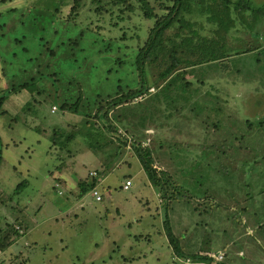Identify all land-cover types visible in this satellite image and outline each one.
Masks as SVG:
<instances>
[{
  "label": "rangeland",
  "instance_id": "rangeland-1",
  "mask_svg": "<svg viewBox=\"0 0 264 264\" xmlns=\"http://www.w3.org/2000/svg\"><path fill=\"white\" fill-rule=\"evenodd\" d=\"M147 1L154 18L172 3ZM73 3L0 0V227L21 231L0 264H264L263 209L244 211L246 195L235 185L234 161L237 168L245 152L226 156L230 138L208 118L215 95L239 119H264V39L252 65L256 51L230 56L223 69L187 67L159 84L147 73L148 88L114 106L116 95L141 85L134 58L154 19L137 0H126L124 10ZM234 35L228 47L253 41ZM90 123L94 129H86ZM131 142L151 151L157 170L173 174L190 196L184 199L194 203L207 187L218 193L205 201L207 212L183 198L166 207ZM93 170L101 201L86 186ZM167 215L179 254L162 232Z\"/></svg>",
  "mask_w": 264,
  "mask_h": 264
},
{
  "label": "trees",
  "instance_id": "trees-1",
  "mask_svg": "<svg viewBox=\"0 0 264 264\" xmlns=\"http://www.w3.org/2000/svg\"><path fill=\"white\" fill-rule=\"evenodd\" d=\"M80 1L73 0L74 3L72 6L78 5ZM92 2L98 5L102 4L101 6L103 7L106 6L104 7L105 9L115 5L116 7L118 6L119 10H124L122 5L126 0H92ZM137 2L139 3L143 16L154 19L144 44L138 47L134 58L135 67L141 79V85L138 89H130L124 96L121 95L122 97L116 95L109 105L116 106L126 103V100L146 90L148 88L146 82L147 73L153 76L155 84H159L168 79L171 80V76L179 70L204 63L214 62L223 69L228 65V58L232 55L256 51L253 55L254 60L251 62L249 60L247 65H252L254 62L260 61L259 57H257V51L258 54L261 51L259 40L264 39V33L259 32L261 26H264V1L259 4H253L251 0H172L171 5L167 6V12L161 16H155V18L147 0H137ZM95 8L96 10L98 9V7ZM130 9L132 8L125 7V10ZM202 29H206L207 34H202L200 32ZM236 32H238L237 38L241 44L243 42L240 34L248 35L253 41L249 42L246 40L245 45L248 44V46L245 47H242V45L228 47L226 38L228 35L235 36L234 33ZM256 41L258 42L257 44H255ZM237 70L235 72H238V74L242 72V69ZM174 84H167L166 89L169 86L172 87ZM213 99L211 100L213 103L212 107L209 108L211 118H208L211 119L212 124L216 128L223 129L224 135L228 139L230 138V142L228 141V143L231 144V149L226 156L233 155L236 159L240 151L245 152L239 160L240 163L237 164V168L235 167L236 160L233 166V169H238V173L236 171L238 181L235 185L238 186L239 191H242L246 195L244 197L246 204L243 206V210L247 211L248 208L249 212V207L254 205L263 209L262 214L264 215V200H260L257 204L251 200V194L264 196V145L263 147H259V145L255 144V140L259 134H262L263 141L261 142L264 143V119H239L231 115V112L225 110L227 107L226 104L220 107V103L217 101L219 98L217 99L215 95ZM213 101H217V103L214 104ZM222 109L223 112H221ZM102 116L104 115H99V118H102ZM84 124H86V121ZM92 128L93 123H90L86 127V129ZM235 130H238V134ZM57 133L63 134L64 132L58 131ZM72 136V133L65 135V140L61 143L66 144V141ZM54 140L55 138L52 139V141ZM131 145L135 149L147 179L159 189V194L165 197L164 205L166 207L173 209L175 206L173 202L183 198L185 203V200H187L188 203L197 205L201 210L207 212L205 201L212 198V195L218 196V193H213L214 191L208 192L209 188L207 187V190H204L207 193L194 199V203L190 199H184L187 194L180 188L178 182L174 180L173 174L156 169L151 158V151L140 144L131 142ZM256 145L259 148H256ZM203 150L205 151L206 149L203 148ZM95 173V175L89 173V180L86 185L87 189L97 187L100 174L97 171ZM250 186L252 187L248 188ZM170 188H172L171 192L169 190ZM161 192L165 193L166 196ZM210 193L213 194L211 195ZM187 197L190 196L187 195ZM254 210L252 208L253 213ZM256 213L258 212L256 211ZM258 218L261 219L260 217ZM16 229L17 231L12 229L8 222L0 227V250L6 249L14 241V236L21 232L19 227L16 226ZM254 229L256 230L257 228ZM163 230L168 242L172 246L173 252L179 254L181 251L178 246V236L171 229L168 215L165 217ZM251 233H248V235L255 239L254 237L256 235ZM193 258L197 261L212 260L209 254H195Z\"/></svg>",
  "mask_w": 264,
  "mask_h": 264
},
{
  "label": "built area",
  "instance_id": "built-area-1",
  "mask_svg": "<svg viewBox=\"0 0 264 264\" xmlns=\"http://www.w3.org/2000/svg\"><path fill=\"white\" fill-rule=\"evenodd\" d=\"M90 173L92 175H95L96 174L95 171H91ZM130 184H131L130 180L127 179L125 181L124 185H123V188H128L130 186ZM91 192H92V194H93V196H94V198L96 200H100L101 199V195L98 193V191L96 190V188H93Z\"/></svg>",
  "mask_w": 264,
  "mask_h": 264
},
{
  "label": "crops",
  "instance_id": "crops-1",
  "mask_svg": "<svg viewBox=\"0 0 264 264\" xmlns=\"http://www.w3.org/2000/svg\"><path fill=\"white\" fill-rule=\"evenodd\" d=\"M125 189V188H124ZM102 200V198L100 199V200H96V201H101ZM161 228H163L162 227V223H161ZM162 232H163V229H162ZM164 234V236H165V238L167 239V237H166V235H165V233H163ZM168 241V240H167ZM14 243V241L9 245V246H11L12 244ZM8 246V247H9ZM5 250V249H4ZM4 250H0V254L2 253V252H4Z\"/></svg>",
  "mask_w": 264,
  "mask_h": 264
},
{
  "label": "clouds",
  "instance_id": "clouds-1",
  "mask_svg": "<svg viewBox=\"0 0 264 264\" xmlns=\"http://www.w3.org/2000/svg\"><path fill=\"white\" fill-rule=\"evenodd\" d=\"M96 200V199H95Z\"/></svg>",
  "mask_w": 264,
  "mask_h": 264
}]
</instances>
